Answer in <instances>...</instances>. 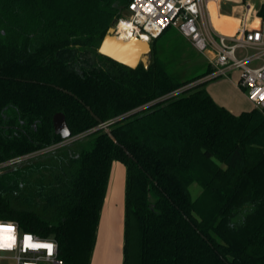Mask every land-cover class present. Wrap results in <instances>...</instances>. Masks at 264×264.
Returning a JSON list of instances; mask_svg holds the SVG:
<instances>
[{
    "label": "trees",
    "instance_id": "trees-1",
    "mask_svg": "<svg viewBox=\"0 0 264 264\" xmlns=\"http://www.w3.org/2000/svg\"><path fill=\"white\" fill-rule=\"evenodd\" d=\"M131 1L0 0V163L46 151L0 173V221L54 238L65 264H90L119 161L123 264H264V113L219 106L194 83L211 69L170 71L156 46L168 30L148 68L100 55ZM57 113L77 139L55 133Z\"/></svg>",
    "mask_w": 264,
    "mask_h": 264
},
{
    "label": "built area",
    "instance_id": "built-area-1",
    "mask_svg": "<svg viewBox=\"0 0 264 264\" xmlns=\"http://www.w3.org/2000/svg\"><path fill=\"white\" fill-rule=\"evenodd\" d=\"M212 0H132L125 13L111 28L114 36L136 38L151 44L165 31L174 28L181 37L211 66L205 77L213 82L230 72L240 73L238 85L248 100L264 113V0L258 8L245 4L239 27L231 34H222L212 22L209 4ZM220 8L221 0H215ZM152 105V104H151ZM110 124H105L109 126ZM100 126V128H104ZM18 157L0 164V168L24 161ZM0 264H65L59 256L54 238L21 231L15 222L0 221ZM10 229V230H9ZM10 245V246H9ZM44 245H51L49 250Z\"/></svg>",
    "mask_w": 264,
    "mask_h": 264
},
{
    "label": "rangeland",
    "instance_id": "rangeland-1",
    "mask_svg": "<svg viewBox=\"0 0 264 264\" xmlns=\"http://www.w3.org/2000/svg\"><path fill=\"white\" fill-rule=\"evenodd\" d=\"M222 1L224 2V6L229 5L231 9L232 7H237L244 3H254L256 7L259 8L263 0H222ZM209 9L212 16V22L216 30L223 32L226 28L232 29L233 27L234 28L239 27L238 19L229 16H224L219 13L218 5L217 3H215V0H212V2L209 4ZM110 30L112 31L111 28ZM159 40L160 41L156 45L157 49L161 54L160 55L161 58L164 59L166 63H169L170 71H172L173 73L181 75L182 77H190L205 72L207 69H211L208 60L203 56H201L187 40L181 37L176 29L174 28L168 29L167 33L164 34L162 39ZM146 45H149L152 52L153 42L151 44L145 43V46ZM151 52L149 55L150 63L152 60ZM239 79H240V73L237 71H232L226 77H222L213 82H209L208 80L205 79V77H203L194 83L199 84V83L207 82L208 83L207 89L212 93V95L215 97L216 101H218L220 105L221 104L224 105V108H226L227 110L232 109L231 111H235L237 114L238 113L242 114L244 112L252 111L253 109H255V107L248 100L245 91L238 85ZM194 83L175 91L174 93L165 97L164 99L174 97L176 95H180L185 90L195 85ZM162 100L163 99H160L152 104H155ZM150 105L151 104L143 106L139 108L136 112H140L141 110L149 107ZM71 141L72 140L66 141L65 144ZM190 191L193 199H196L200 195L202 189L199 187V185L193 184L190 187ZM8 264H12V263L9 262Z\"/></svg>",
    "mask_w": 264,
    "mask_h": 264
},
{
    "label": "crops",
    "instance_id": "crops-1",
    "mask_svg": "<svg viewBox=\"0 0 264 264\" xmlns=\"http://www.w3.org/2000/svg\"><path fill=\"white\" fill-rule=\"evenodd\" d=\"M245 4L246 3L230 9L229 5L224 6V2L221 0L219 13L240 20L245 13ZM236 30L237 28L233 27L232 29L226 28L223 32L219 30L217 31L222 34L231 35ZM207 91L211 94L210 96L214 101L220 105L212 93L208 89ZM220 106L224 107L222 104ZM231 112L234 115H240L235 111ZM126 179V166L119 161H114L111 167V173L97 230L96 243L90 264L124 263Z\"/></svg>",
    "mask_w": 264,
    "mask_h": 264
},
{
    "label": "water",
    "instance_id": "water-1",
    "mask_svg": "<svg viewBox=\"0 0 264 264\" xmlns=\"http://www.w3.org/2000/svg\"><path fill=\"white\" fill-rule=\"evenodd\" d=\"M114 36L113 31L109 30L108 33L102 39L98 53L102 56H105L117 63H120L129 68H138L141 64H143L146 68L150 65L149 55L151 52V48L149 45L141 46L138 43H117L110 42V39ZM138 41V40H137ZM71 96H74L72 93L65 91L63 89L57 88ZM76 99L77 97L74 96ZM87 110L90 114L100 123V126L104 127V123H102L95 114L91 111L89 107ZM53 124L55 128V133L60 135L64 140L68 141L71 138V131L67 125L65 115L63 113H57L53 118ZM106 133L110 136V138L118 145L116 139L114 138L111 130L105 126L104 127ZM126 154L130 159H133L132 155L127 151V149L123 148Z\"/></svg>",
    "mask_w": 264,
    "mask_h": 264
},
{
    "label": "flooded vegetation",
    "instance_id": "flooded-vegetation-1",
    "mask_svg": "<svg viewBox=\"0 0 264 264\" xmlns=\"http://www.w3.org/2000/svg\"><path fill=\"white\" fill-rule=\"evenodd\" d=\"M3 34H4V32H2ZM4 110L1 112V114H4ZM6 114V113H5ZM3 128H6V126H2ZM80 137H83V136H80ZM75 139H77V138H74V139H70V140H75ZM69 141V140H68ZM65 144V143H64ZM67 144V143H66ZM46 152V151H45ZM44 152V153H45ZM42 152H38V153H34V154H31V155H26V156H22V157H26V159H24V161L23 162H21V163H19V164H15V165H11V166H8V165H6L5 167H2V168H0V173H4V172H9V171H11V170H15L17 167H21L26 161H28V160H31V159H33V158H35V157H37V156H39L40 154H41ZM43 154V153H42ZM16 158H18V157H16ZM15 159V158H14ZM12 160V159H11ZM8 161H10V160H8ZM8 161H5V162H2V163H0L1 165L2 164H4V163H7Z\"/></svg>",
    "mask_w": 264,
    "mask_h": 264
},
{
    "label": "bare ground",
    "instance_id": "bare-ground-1",
    "mask_svg": "<svg viewBox=\"0 0 264 264\" xmlns=\"http://www.w3.org/2000/svg\"><path fill=\"white\" fill-rule=\"evenodd\" d=\"M138 40V41H137ZM112 41V42H111ZM143 41V40H142ZM141 40L139 39H136V38H127V37H117V36H113L111 39H110V42L111 43H124V42H129V43H138L139 45L141 46H145V43H147L146 41L142 42ZM148 44V43H147Z\"/></svg>",
    "mask_w": 264,
    "mask_h": 264
},
{
    "label": "snow or ice",
    "instance_id": "snow-or-ice-1",
    "mask_svg": "<svg viewBox=\"0 0 264 264\" xmlns=\"http://www.w3.org/2000/svg\"><path fill=\"white\" fill-rule=\"evenodd\" d=\"M261 99H264V97H261ZM0 231H2V229H0ZM2 241H3V236H0V247H3L4 246L3 243H2ZM43 247H47L50 250L52 246L51 245H44Z\"/></svg>",
    "mask_w": 264,
    "mask_h": 264
}]
</instances>
